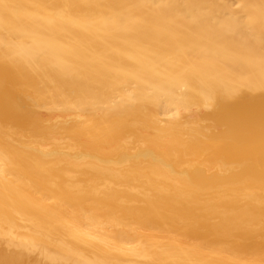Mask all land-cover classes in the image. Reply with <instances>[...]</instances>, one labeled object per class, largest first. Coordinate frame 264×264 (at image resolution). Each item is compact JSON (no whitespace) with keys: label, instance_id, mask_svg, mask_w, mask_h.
Wrapping results in <instances>:
<instances>
[{"label":"bare ground","instance_id":"bare-ground-1","mask_svg":"<svg viewBox=\"0 0 264 264\" xmlns=\"http://www.w3.org/2000/svg\"><path fill=\"white\" fill-rule=\"evenodd\" d=\"M0 264H264V0H0Z\"/></svg>","mask_w":264,"mask_h":264}]
</instances>
